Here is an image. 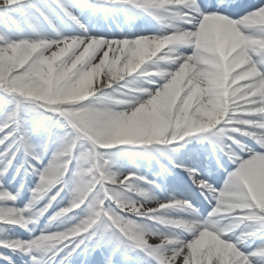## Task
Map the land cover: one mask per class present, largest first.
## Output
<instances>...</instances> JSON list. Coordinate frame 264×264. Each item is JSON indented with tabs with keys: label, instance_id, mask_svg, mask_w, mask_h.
<instances>
[{
	"label": "snow or ice",
	"instance_id": "obj_1",
	"mask_svg": "<svg viewBox=\"0 0 264 264\" xmlns=\"http://www.w3.org/2000/svg\"><path fill=\"white\" fill-rule=\"evenodd\" d=\"M85 10L150 18L161 31L93 34L77 14ZM65 18L80 31H61ZM0 105V201L18 198L5 177L19 153L39 178L24 207L0 204V231L30 230L70 185L72 199L50 219L83 213L30 240L0 236V248L19 253L0 252L6 264H72L76 255L93 264H264V0H0ZM30 110L60 129L44 168ZM193 140L212 144L222 187L211 170L177 159ZM137 152L155 159V178L115 170ZM174 169L212 204L207 216L191 199L156 195Z\"/></svg>",
	"mask_w": 264,
	"mask_h": 264
},
{
	"label": "rangeland",
	"instance_id": "obj_2",
	"mask_svg": "<svg viewBox=\"0 0 264 264\" xmlns=\"http://www.w3.org/2000/svg\"><path fill=\"white\" fill-rule=\"evenodd\" d=\"M123 14L126 16V13L123 12ZM127 17H128V15H127ZM125 34H127V33H123L122 35H125ZM41 111H43V110H41ZM0 119H2V118H0ZM26 119H27L28 128L31 125H33V123H35V125L39 126V128H38L39 132H41L43 134V136H41V139H40L38 136V134H39L38 132H37V134L30 133L32 141H34V144L36 146H38L37 141L39 138V141L42 143L41 145L45 146V144H47V148L49 146L50 154H49V156H47V158H45L46 161H43L42 163L37 165V167H39V168H44L45 166H47L50 163V161H52L54 153L58 150V148L60 146V141L58 139L59 134H60V129L53 123V121L51 119L46 118L45 116H42L40 114V111H34V110L28 111L26 113ZM35 138H37V139H35ZM135 159H137L140 163H144V164L148 165L149 167L153 166L156 163L155 159H150L147 156L141 155L138 152L135 154H124L121 157H119V162L116 165L115 170H119L123 173H127L128 171H130L132 169ZM15 162L17 163L18 166L22 162L25 164V167L27 168L26 171H22V169H21V171L15 172V174H19L22 172V176H23V174L25 175V178L23 179V183H21V186H20V191H15L17 196H18L17 200L21 197V194L23 191L26 192V194H25L26 196L28 193L29 198L23 199L24 202L21 203V206H20V207H24L30 201V199L33 195L32 189L35 188L39 178L35 173L30 172L28 170V162H26V157L22 158L21 153H19L17 155ZM32 163H35V162H32ZM126 163H128V165ZM144 167L145 166H142V164H141V167H140L141 173L140 174L145 175V172L147 170H144ZM74 169H75V161L73 162V170ZM10 171H11V169L9 170L8 174L10 173ZM71 175H72V172L69 173V177H71ZM72 187L73 186L70 185L69 187L64 188V191L62 192L61 197H59L57 199L58 201L55 202V206L53 207L54 209L60 210L61 208L65 207L69 204V202L73 196ZM27 188H28V191H27ZM54 191H55V189H53V192ZM63 198H65V199H63ZM47 200H48V198H45L43 200V202L41 203V205L46 203ZM60 202L64 203L65 206H60L61 205ZM49 210H51V209H49ZM209 211H211V210H209ZM74 215H77L78 217H82L83 213L81 212V210L78 209V210H76V214H68L66 216H63V218L64 219L68 218L69 223H71V225H74L77 222V220L73 218ZM12 226H15V225H8L7 227L11 228ZM91 258L93 259L92 256H91ZM72 259H73V257H72ZM92 263H93V261H92ZM0 264H1V262H0Z\"/></svg>",
	"mask_w": 264,
	"mask_h": 264
},
{
	"label": "bare ground",
	"instance_id": "obj_3",
	"mask_svg": "<svg viewBox=\"0 0 264 264\" xmlns=\"http://www.w3.org/2000/svg\"><path fill=\"white\" fill-rule=\"evenodd\" d=\"M252 1V0H251ZM250 2V0H249ZM247 0H240V3H242V5H246ZM78 15L81 16L82 21L88 26L89 31L93 34H98V35H103V36H119V32L123 29L127 30L128 32L131 31L133 33V31L137 32L136 34H148V33H154V34H159L161 31V26L155 22L154 20H151L150 18H145V17H136V18H132L130 17L129 20L125 21L126 19L124 18L122 11H118V12H108V11H94V12H88L87 10H85L82 14L78 11L77 12ZM96 22L104 24L107 23L108 24V29H106L104 31V33H108V35L103 34H99V29L97 27V25L95 24ZM73 24V23H72ZM124 25V27H122ZM57 26L60 28L61 31H63L65 34H76L78 33L80 30L78 28V26H76L75 24H73L74 28L70 31H68V29L66 28V23L64 22H60L57 21ZM45 30L47 31L48 35H55L54 33L51 32L50 29L47 28V25H45ZM145 86H147L145 84ZM1 113H3L4 115V110L1 111ZM3 118V116H2ZM35 123H33V126L29 127L30 133H35L37 134V132L39 133L38 136L41 139V136H43V134L41 132H39V126L35 125ZM38 138V140H39ZM37 139V138H35ZM38 144H40L38 142ZM37 144V145H38ZM207 147H204V149ZM44 149V147L42 148ZM42 153V157H45L46 154H48V151H42L40 150ZM208 154V157H207ZM210 152L209 151H205L202 153V156L204 158V164L205 165H209L211 166V160L209 158ZM179 170V169H178ZM181 171V170H180ZM171 177H175V173L174 175L170 176L169 179ZM216 180L218 179V176H216L215 178ZM196 193H199V190H195ZM196 196L200 197L199 194H197ZM201 198V197H200ZM200 201L199 203H197V206L199 207V205L202 203L204 207L209 203L207 200H203ZM204 202V203H203ZM194 203H196L194 201ZM184 215V213H178V212H173V215ZM59 222V221H58Z\"/></svg>",
	"mask_w": 264,
	"mask_h": 264
}]
</instances>
